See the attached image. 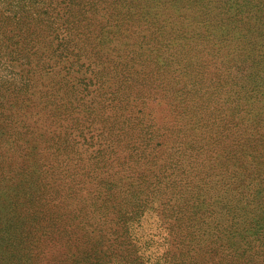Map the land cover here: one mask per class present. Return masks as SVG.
<instances>
[{
	"label": "rangeland",
	"instance_id": "374dc122",
	"mask_svg": "<svg viewBox=\"0 0 264 264\" xmlns=\"http://www.w3.org/2000/svg\"><path fill=\"white\" fill-rule=\"evenodd\" d=\"M168 227L264 264V0H0V264H161Z\"/></svg>",
	"mask_w": 264,
	"mask_h": 264
},
{
	"label": "trees",
	"instance_id": "16d2710c",
	"mask_svg": "<svg viewBox=\"0 0 264 264\" xmlns=\"http://www.w3.org/2000/svg\"><path fill=\"white\" fill-rule=\"evenodd\" d=\"M170 230V237L168 236L167 243L161 248L160 250V262L161 264H210L212 261H209V259H206L205 254L199 250H196L197 248L192 246V244H189V241H192L194 238V234H183L182 238L180 240H177L174 236V233L177 234V231L171 229ZM112 239H119V235H114L113 233ZM120 243V242H119ZM121 243H125V240L121 241ZM131 246V245H130ZM133 246V245H132ZM126 257L131 258L130 260H134V263H137L139 260L140 255H134L138 252V248L133 249L129 248ZM107 256V253H106ZM138 256V257H135ZM135 257V258H134ZM97 260V261H96ZM104 260L103 258L99 260L98 257H93V264H100V261ZM99 261V262H98ZM82 261L81 264H84ZM142 264H144L142 262ZM146 264V263H145Z\"/></svg>",
	"mask_w": 264,
	"mask_h": 264
},
{
	"label": "bare ground",
	"instance_id": "6f19581e",
	"mask_svg": "<svg viewBox=\"0 0 264 264\" xmlns=\"http://www.w3.org/2000/svg\"><path fill=\"white\" fill-rule=\"evenodd\" d=\"M135 3H138V2H135ZM137 5V4H136Z\"/></svg>",
	"mask_w": 264,
	"mask_h": 264
}]
</instances>
